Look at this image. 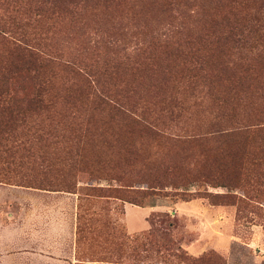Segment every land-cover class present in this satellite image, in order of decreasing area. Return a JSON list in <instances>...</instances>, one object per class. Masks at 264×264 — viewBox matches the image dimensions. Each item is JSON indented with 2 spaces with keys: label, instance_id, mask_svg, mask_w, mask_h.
<instances>
[{
  "label": "rangeland",
  "instance_id": "rangeland-1",
  "mask_svg": "<svg viewBox=\"0 0 264 264\" xmlns=\"http://www.w3.org/2000/svg\"><path fill=\"white\" fill-rule=\"evenodd\" d=\"M39 3L0 0L2 41L25 35L43 57L95 82L82 90L78 74L56 68V114L20 128L21 148L0 159V264H264V154L253 148L264 142V0L61 10ZM227 27L258 37L230 46L223 62L217 57L208 86L152 73L140 80L137 65L116 66L154 52L166 68L172 58L158 54L164 40L174 56L198 43L194 37ZM7 56L0 49V70ZM173 94L183 107L166 104ZM105 101L140 125L121 123ZM243 143L251 150L238 176L231 154ZM151 228L167 231L175 246L146 243Z\"/></svg>",
  "mask_w": 264,
  "mask_h": 264
},
{
  "label": "trees",
  "instance_id": "trees-1",
  "mask_svg": "<svg viewBox=\"0 0 264 264\" xmlns=\"http://www.w3.org/2000/svg\"><path fill=\"white\" fill-rule=\"evenodd\" d=\"M123 1L124 0H40L39 4H41V8L50 7L53 10H61L65 8V5H67L66 7L71 5L77 6L81 3H90L98 6L106 5V7L110 9L117 7L120 3L122 4ZM3 34V32H0V49L7 53V57H9L10 60L7 65L3 66L0 70V159L6 155H15L16 149L18 147V150L21 148L20 128L27 129L35 116H40L51 110L54 112L57 102L61 99L59 96L55 97L52 91L56 68L67 67V69H72L78 74L80 76L79 83L82 90L87 91L88 88H93L92 84L95 82L92 80L93 75H88L83 69L77 66L78 69L75 67H68L66 66L68 64L43 57L41 52L35 50L34 46L29 44L27 36H21L18 41H16L17 43H14L7 39L2 41ZM256 37H258V33L254 30L247 32L241 27H227L225 31L219 33H205L199 40L197 37H194L192 41H198V43H194L192 46L190 45L188 49L186 48V50L181 52H179L178 48L174 56L168 52L170 50L174 52V49H170L171 42L170 39H167L164 40L163 45H161L163 53H158L172 58L171 61L169 59L165 60L170 62L166 68H162L159 65V59L162 60V58H158V55H155L154 52L150 53L148 57H145V61H138L135 64L125 63L123 61L121 65H119V62L116 66L118 69L122 66L123 69H125L137 65L134 76L136 79L140 80L143 78L142 75L148 76L152 73L161 74L166 81L178 82V84L187 79L190 88V84L208 86L215 75L213 68L225 60V57L230 51L229 47L232 46L239 50L243 49L245 48V44H249L251 38L255 41ZM216 51L217 54H214ZM217 57H221V63H215ZM172 60H175V62L173 63ZM111 71L112 76H116L117 73H119V70H116L114 67H112ZM107 72L109 71L105 70L99 72L97 75L99 78L98 82L107 75ZM94 76L96 77V75ZM118 91H120V88ZM118 91L117 93H119ZM105 94H108V92H105ZM99 99L102 101L103 98L101 97ZM170 101L169 103L166 102V104H170L171 107H173L174 104L183 107V103L178 101L174 94L171 95ZM98 104L104 107H106L107 104L109 110L119 116L121 123L127 120L132 124L140 125L141 123L137 121L135 116L130 115V113L124 110L121 104L119 108L110 106L107 102L106 104L103 102H99ZM54 113L56 114V112ZM174 114V110H171V116ZM27 131L29 130L27 129ZM261 131L262 130L253 132L255 137ZM150 132L158 137H163L154 130ZM262 140L264 141V138H262ZM263 143L264 142L259 144L256 143L253 146L254 150L256 149L259 154H264ZM239 146L243 149H239L237 152L231 154V156H233L232 159L238 163V176L243 171L244 165L249 163L247 154L251 150H247L248 146L245 143ZM254 167L259 169L258 166L255 165V162ZM221 168L224 171L227 169V165L221 164ZM261 176V174H258V180ZM127 202L138 205L135 201ZM170 240L168 232L159 228H151L145 237L146 243L158 244L169 251L175 246Z\"/></svg>",
  "mask_w": 264,
  "mask_h": 264
}]
</instances>
